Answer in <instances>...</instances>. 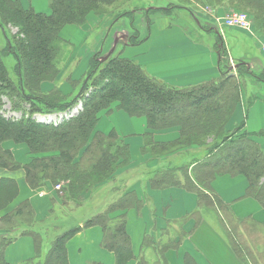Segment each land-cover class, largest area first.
I'll return each mask as SVG.
<instances>
[{
	"label": "trees",
	"instance_id": "16d2710c",
	"mask_svg": "<svg viewBox=\"0 0 264 264\" xmlns=\"http://www.w3.org/2000/svg\"><path fill=\"white\" fill-rule=\"evenodd\" d=\"M118 1L50 0L51 12L45 13L32 6L25 7L21 0H0V28L6 39V45L0 47V169L23 168L30 188L38 190L48 184H59L62 186L59 195L62 193L61 196L76 208L84 206L92 190L108 184L119 167L131 162L127 140L115 129L109 132L98 129L101 113L111 111L116 103L132 116H146L150 130L180 127L181 136L173 142H155L151 132L144 135L145 149L150 147L152 150L148 151L169 155L160 160L158 169L148 180L154 189L183 187L195 192L198 198V208L188 216L195 220L193 229L186 231L181 221H168L161 229L158 244L153 234H146L138 264H171L169 250L178 249L198 228L204 219L201 215L204 208L216 212L219 225L238 256L248 264H264V230L253 218L238 217L231 204L213 187L218 175L243 174L249 182L248 194L264 207V148L250 137L253 134L246 131L245 120L234 122L242 104L244 86L237 76L222 71V78L217 80L177 87L149 74L133 59L111 55L101 61L100 52H96L88 71L94 89L84 95L87 87L82 88L81 107L57 122L35 118L38 113L66 111L75 103L69 102L68 94L57 84L62 49L68 45L61 35L63 28L68 24L83 26L92 12L101 14L104 6ZM194 1L199 6L215 9L246 8L257 30L264 35V0ZM137 42L132 39L130 43ZM219 44L217 42L225 65L228 52L225 44ZM10 54L16 59V77L5 62ZM238 71L249 74V67L241 62ZM44 82H52V88L45 91ZM255 98L251 95L248 103L252 104ZM7 103L22 116L6 117L3 110ZM256 133L264 136V131ZM7 141L27 144L31 160L19 162L14 152L5 146ZM194 146L200 150L194 151ZM171 147L178 148L175 151L181 157L186 154V162L173 165ZM18 192L19 184L15 179H0V211ZM142 206L137 192L128 188L90 217H74L77 223L52 238L45 249L42 234L35 229L39 223L35 208L25 199L0 217V264H10L6 250L21 235L33 237L35 253L19 264H70L68 242L77 232L91 226H101V244L115 254V264H127L135 258L128 231V212ZM174 223L179 228L174 230L173 236H168ZM165 235L167 240L163 238ZM148 249H152L153 261L145 254Z\"/></svg>",
	"mask_w": 264,
	"mask_h": 264
},
{
	"label": "crops",
	"instance_id": "0c3cea01",
	"mask_svg": "<svg viewBox=\"0 0 264 264\" xmlns=\"http://www.w3.org/2000/svg\"><path fill=\"white\" fill-rule=\"evenodd\" d=\"M21 1L25 7L32 6L36 11L45 13L51 11L50 0ZM201 8L207 7L201 6ZM216 11L217 16L211 17V20L217 22L213 33L217 36L216 38L221 39L220 46L226 45L230 61L260 59L264 63V52L261 45L264 42V35L257 30L256 26L254 25L247 31L230 28L221 21L227 11L223 8L216 9ZM251 17L253 20L252 15ZM85 25L68 24L63 28L62 33L64 30L74 29L75 26L85 27ZM208 31L212 32V30ZM208 31L199 21L197 28L176 24L173 27L153 29L150 39L145 44L137 47L130 43L129 50L133 53L138 51L135 57H138L139 61L136 58L130 59L140 63L149 74L177 87L217 80L222 75L224 66L220 49L217 47V40L206 42L194 37L198 33ZM242 35L244 37H240ZM230 37L240 42V39L245 41L243 43L246 44L245 50L237 56H233L230 50ZM257 85L261 90L256 93L253 101L255 104L252 103L248 112L246 109L248 105L244 103L242 109L236 112L234 121L238 122L245 118V129L251 132L264 131V81ZM98 129L104 132L115 129L127 140L133 157V167L155 161L150 153L143 154L142 152L144 143H147L144 136L147 133H153L151 137L158 143L173 142L181 136L180 127L177 126L150 130L146 116H132L118 104H113L111 111L100 116ZM260 142L264 148V139L261 138ZM6 145L14 150L19 162L27 163L31 160L32 155L26 144L9 143ZM158 161L157 159V162H153L152 166L156 167ZM117 175L124 180L123 185L126 183L128 188L134 189L143 201L141 209H131L128 212V231L132 239L135 258L127 264H138V258L143 253L142 247L146 234H153L157 244L159 243L162 237L161 229L167 226L168 221H177V223L181 221V227L186 231L193 229L195 220L188 216L198 208V198L195 192L178 186L154 189L147 181L139 179L135 172H124ZM2 177L15 179L19 184V192L10 204L0 211V217L25 199L31 201L39 221L50 215L53 209V198H56V190L51 184L38 190L30 188L26 183V173L23 168L13 171L0 169V179ZM248 186V179L243 174H221L213 182L214 189L226 202L231 204L238 217H251L264 230V207L248 194ZM215 216L216 218L210 214L206 215L198 228L183 240L178 249L169 250L168 258L171 264H248L234 251L219 225L216 213ZM102 239L101 226H91L77 232L68 242L70 264H115V254L102 246ZM150 251L152 252V249L146 250L145 254L147 255ZM34 253L33 237L21 235L8 246L6 257L10 264H19L22 260L33 256ZM187 255H190V258Z\"/></svg>",
	"mask_w": 264,
	"mask_h": 264
},
{
	"label": "rangeland",
	"instance_id": "374dc122",
	"mask_svg": "<svg viewBox=\"0 0 264 264\" xmlns=\"http://www.w3.org/2000/svg\"><path fill=\"white\" fill-rule=\"evenodd\" d=\"M103 9L104 11L101 14L92 12L85 27L75 26L74 29L63 31L62 36L65 38L63 39L68 43V45L64 46L62 49L63 55L61 61V73L57 84L64 93L68 94L69 102L74 101L75 103L72 105V108L70 107L68 110L63 112L53 111L47 113H38L35 115V118L38 121L57 122L61 120L62 117H67L68 115L73 114L81 107V97L83 95H80V91L82 88L87 87V91L84 95L94 89L93 81L88 77V71L91 58L96 52H100L98 57L101 61H105L111 55H119L126 58H136V60H138V57H135V54L138 53V51L133 53V51L129 50V45L132 39L138 40V42L134 44L138 47L145 44V42L150 39L153 29L167 28L171 26L173 27L176 24H184L188 27L197 28L198 21L205 30H212V32L208 31L207 33H198L194 36L195 38L199 39L200 41L203 39L206 42L213 41V39L217 40L218 43L220 42V40L216 38L217 36H215L213 33L215 29L214 26H217V22L211 20V17L217 16L216 9L213 7L201 8V6L196 4L194 0H120L113 5L104 6ZM148 11L150 12L148 13ZM226 11L227 12L224 13L222 19L234 11H245L249 13L252 27L254 26V19L252 20V14L248 9L241 7ZM211 13L213 14L211 15ZM240 37H244V35ZM230 40L231 44L229 46L233 56H237L240 52L245 50L246 44H243L245 42L244 40L240 39V42L233 37H230ZM141 42L143 43L141 44ZM5 45L6 39L0 28V47H4ZM261 45L263 50L264 42H262ZM113 48V53L108 58H105L109 51ZM96 49H98V51H95ZM5 62L10 72L14 77H16L15 57L12 54L7 55L5 57ZM241 62L245 63L249 67V74L239 73V66L237 65H240ZM225 63L226 64L223 66L224 73L230 76H237L244 85L242 91V104L239 106L237 111L241 110L245 103L246 106L248 105L246 109L249 112V109L252 107L251 105L255 103L249 104L248 99L251 95H257L256 93L261 90L257 84L264 81V63L260 59H236L232 62L229 58L225 61ZM219 78H222V75ZM52 86V82L43 83V88L45 91L50 90ZM3 113L8 118H20L22 116L21 113L13 111L10 108L9 103H7V105L4 107ZM104 113L105 112H102L101 116ZM242 120L246 119L242 118ZM229 127H231V125H229ZM248 132L252 133L253 135L250 137L256 142L260 143L262 146L260 139H264V136L259 135L256 133V131ZM9 143L14 145L25 144L7 141L5 142V146L8 148L9 146L6 144ZM170 149L172 154L170 155L172 156L170 159H172L173 165H181L183 162H186V154H182L181 157L180 154H177V151H175V149L178 148L171 147ZM11 150L14 152L13 149ZM148 150L152 149L150 147L145 149V146H143V154L150 153L153 156V160L155 159V161L150 163L145 162L144 164H138L137 167H133L134 163L131 154V162L126 166L119 167L116 171V176L108 184L106 183L107 185L102 184L100 187L92 190L90 197L84 200L85 204L83 203L84 206L82 207H74L70 200L66 199L64 196H61L62 193L61 195L58 194V191L62 189L61 185L58 184L59 186H53L56 190V198H53V209L50 215L45 219L42 218L35 227V229L40 231L42 234V240L44 242L43 247L47 249L51 239L63 230L76 224V219H78V217H90L93 215V212L106 208L109 203L118 197V195L120 196L124 190H127L128 185L126 183L123 185L124 180H122L121 176L119 177L117 175L118 173L135 172V174H138L139 179L147 181L151 187L148 179L151 176V173L158 169L155 166H152V163L157 162V159L159 160L158 162H161L160 160H165L169 155H167L165 152H152ZM193 150L198 152L200 148L194 146ZM202 157L203 155L200 158ZM164 168L165 166L163 169ZM215 213L216 212L212 208H204L201 212V215L203 214V216L206 217V215L210 214L213 218H216ZM172 227L173 229L170 231L171 234L168 236H173L177 225ZM19 230L17 231L18 233L20 232ZM168 236H163L164 240H167ZM147 256L152 260L153 252L150 251Z\"/></svg>",
	"mask_w": 264,
	"mask_h": 264
},
{
	"label": "built area",
	"instance_id": "2783aa9c",
	"mask_svg": "<svg viewBox=\"0 0 264 264\" xmlns=\"http://www.w3.org/2000/svg\"><path fill=\"white\" fill-rule=\"evenodd\" d=\"M222 22L223 24H225L230 28L243 29V30H250L252 28L250 15L245 11H234L229 15H227L222 20ZM263 50H264V46H263Z\"/></svg>",
	"mask_w": 264,
	"mask_h": 264
},
{
	"label": "water",
	"instance_id": "95a60500",
	"mask_svg": "<svg viewBox=\"0 0 264 264\" xmlns=\"http://www.w3.org/2000/svg\"><path fill=\"white\" fill-rule=\"evenodd\" d=\"M113 51H114V48L109 51V53L106 55L105 58H108L113 53ZM237 66H239V65H237Z\"/></svg>",
	"mask_w": 264,
	"mask_h": 264
}]
</instances>
